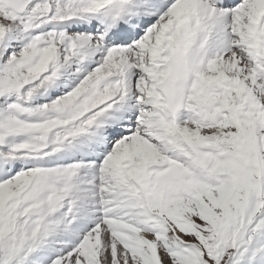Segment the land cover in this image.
<instances>
[{"label": "snow or ice", "instance_id": "snow-or-ice-1", "mask_svg": "<svg viewBox=\"0 0 264 264\" xmlns=\"http://www.w3.org/2000/svg\"><path fill=\"white\" fill-rule=\"evenodd\" d=\"M0 264H264V0H0Z\"/></svg>", "mask_w": 264, "mask_h": 264}]
</instances>
